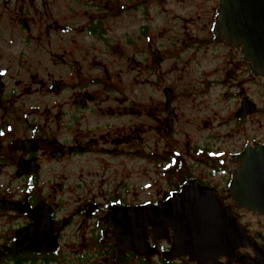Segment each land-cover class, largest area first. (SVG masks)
Masks as SVG:
<instances>
[{
	"label": "flooded vegetation",
	"instance_id": "obj_1",
	"mask_svg": "<svg viewBox=\"0 0 264 264\" xmlns=\"http://www.w3.org/2000/svg\"><path fill=\"white\" fill-rule=\"evenodd\" d=\"M61 1L0 0V264H199L166 257L172 231L119 253L111 223L188 187L248 230L232 264H261L264 213L244 178L264 147V66L222 0ZM40 216L54 252L21 246L44 234Z\"/></svg>",
	"mask_w": 264,
	"mask_h": 264
},
{
	"label": "water",
	"instance_id": "obj_2",
	"mask_svg": "<svg viewBox=\"0 0 264 264\" xmlns=\"http://www.w3.org/2000/svg\"><path fill=\"white\" fill-rule=\"evenodd\" d=\"M222 2L229 32L242 40L250 54L254 52L264 66V0ZM244 179V185L248 186L244 195H253L259 201L250 210L264 213V147L246 171ZM179 198L181 201L175 197L165 206L145 208L143 215L134 214L129 208L122 209L119 215L123 218L111 221L118 227V242L123 248L119 253L131 250L140 255L151 232L158 233V239H165L172 231L174 242L170 252L165 253L170 259L185 257L190 261L198 260L199 264H220L219 259L223 257L228 264L238 260L236 250L247 246L250 240L248 230L239 224L238 217L229 216V210L221 206L211 191L188 187ZM38 222L43 224V216L38 218ZM42 227L45 231L42 235L26 240L21 237V246L35 252H54L59 245L57 237L48 234L45 224ZM259 256L261 264H264V256Z\"/></svg>",
	"mask_w": 264,
	"mask_h": 264
},
{
	"label": "rangeland",
	"instance_id": "obj_3",
	"mask_svg": "<svg viewBox=\"0 0 264 264\" xmlns=\"http://www.w3.org/2000/svg\"><path fill=\"white\" fill-rule=\"evenodd\" d=\"M55 2H57L58 4H60V2H62L61 0H54ZM60 8V5H59ZM133 15H131L130 17H132ZM117 25V28L119 29L117 31V34L119 33H124L123 30L125 28V25L130 24V23H136L135 20H132L129 17L124 18L122 21H119L118 19H116V21L114 22ZM130 27V26H129ZM86 37V35H85ZM264 132V129H262V133ZM244 223L250 224L251 229H257L258 227V220L259 217L253 215V214H249L247 216H244ZM89 251L90 254L93 255V253H95L97 251L96 247L93 246H88L86 247V252ZM68 258V262L64 261V259ZM77 259L76 256H62L61 254H58L55 256V259L51 262H46L44 261V259H38L36 261H33L31 263H27V264H73V260ZM94 261H100V262H104L105 258L101 257L100 255H97V257H94ZM93 262L91 261L90 264H92Z\"/></svg>",
	"mask_w": 264,
	"mask_h": 264
}]
</instances>
